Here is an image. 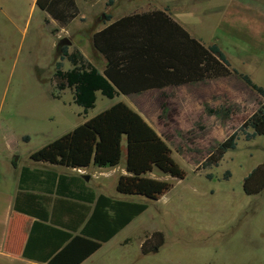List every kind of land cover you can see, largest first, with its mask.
Instances as JSON below:
<instances>
[{"label":"rangeland","instance_id":"1","mask_svg":"<svg viewBox=\"0 0 264 264\" xmlns=\"http://www.w3.org/2000/svg\"><path fill=\"white\" fill-rule=\"evenodd\" d=\"M36 2L0 0V180L9 177L11 159L25 162L27 155L119 101L99 92L95 108L85 113L74 103V91H60L53 79L65 46L70 52L83 51L89 62L96 61L92 37L106 23L96 14L101 6L94 0H79L80 17L63 26ZM206 2L214 10L206 20L208 26L194 23L202 41L215 51L222 48L233 69L264 88V21L259 17L264 16V0ZM240 2L246 13L237 9ZM220 21L225 27H218ZM62 62L63 71L73 69L69 61ZM228 82L227 87L212 82L161 91L141 102L149 114L144 119L167 142L186 177L173 180L152 174L169 181L172 188L149 201L148 210L88 264H264V192L248 196L243 188L246 177L264 163V136L251 141L242 136L218 167L201 169L214 149L264 102L245 83ZM221 89L226 97L216 96ZM209 90L212 100H200ZM206 106L230 110L232 115L210 114ZM123 149L120 172L125 171V144ZM155 232L164 234V246L158 253L142 255V244ZM125 241L128 245L121 246ZM0 264L12 263L0 260Z\"/></svg>","mask_w":264,"mask_h":264},{"label":"trees","instance_id":"2","mask_svg":"<svg viewBox=\"0 0 264 264\" xmlns=\"http://www.w3.org/2000/svg\"><path fill=\"white\" fill-rule=\"evenodd\" d=\"M93 1V0H82ZM79 0H37V6L49 17L67 26L81 15ZM108 21V18H107ZM96 50L107 60L104 72L89 62L80 50L62 48L54 81L60 91L73 90L74 102L85 113L94 109L97 93L113 100L118 95H134L167 87H179L238 75L264 100V88L247 75L239 74L229 63L215 55L166 12H152L126 17L94 34ZM64 60L73 66L65 72ZM208 113L230 117V110ZM244 136L247 141L264 136V102L242 126L209 155L201 169L218 167L229 151L236 150ZM29 141V138H25ZM126 145V172L118 180L116 191L121 199L100 196L93 211L65 224V230L49 228L57 240L45 261L47 264H82L149 208V201L164 196L172 184L150 177L152 174L183 180L185 172L176 163L173 152L157 131L132 107L120 102L73 131L32 153L37 164L70 169L117 168ZM226 178H229L227 174ZM244 192L257 196L264 192V163L244 181ZM84 210V209H83ZM16 211L19 207L16 204ZM48 219L47 216H42ZM89 217V218H88ZM35 223L32 234L39 232ZM48 229V228H47ZM35 242L30 237L29 246ZM165 244L162 232H155L142 244L144 256L158 253Z\"/></svg>","mask_w":264,"mask_h":264},{"label":"crops","instance_id":"3","mask_svg":"<svg viewBox=\"0 0 264 264\" xmlns=\"http://www.w3.org/2000/svg\"><path fill=\"white\" fill-rule=\"evenodd\" d=\"M95 3L101 6L96 14H99L101 19L106 22L95 33L126 17L159 11L166 12L182 25L192 37L195 39L199 38L197 40L231 66L222 48L215 51L210 44L204 43L194 27V23H199L197 26H208L206 20L210 18V14L214 10L208 6L206 0H94ZM245 8V3L240 2L238 4L237 9L239 11L242 10V13H246L247 9ZM259 17L263 18L264 21V16ZM201 21L204 22L201 23ZM218 27H225V23L220 21ZM245 47L252 51L250 53L255 52L251 45L247 44ZM92 50L97 59L91 63L100 72H104L108 63L94 47L93 37ZM257 54H259V49ZM238 73L247 75L241 72ZM228 81L240 86L244 85V81L238 75H233L196 84L150 90L142 94L118 95L113 100L119 99L118 103L128 104L144 118L149 114L143 111L146 105L141 102L149 98L151 94L170 89L190 88L212 82L227 87ZM216 96L226 97V94L221 89ZM199 98L204 102L211 101L213 98L211 90L205 96ZM18 161L10 160L9 177L0 180V260H5L12 264H47L45 261L49 258L48 256L55 243H57V240L51 239L53 237L50 234L51 232H48L49 228L65 230L64 226L66 223L77 220L76 216L79 218L83 214H87L85 209L88 208L93 211L96 200L102 195L112 199H121L122 197L116 191L117 183L121 176L128 175L126 168L125 171L121 170L120 172L117 171L118 167L100 169L92 166L88 169L80 170L63 166L37 164L30 160V155H27L25 162L20 164L17 163ZM16 204L19 207V211H16ZM42 216H47L48 219H44ZM36 222L41 224L39 232L32 234ZM32 235L35 242L33 244L31 242L29 254L34 257H25L24 253ZM110 241L103 244L100 249L110 243ZM126 241L121 246L128 245ZM96 253L82 264L90 263Z\"/></svg>","mask_w":264,"mask_h":264},{"label":"water","instance_id":"4","mask_svg":"<svg viewBox=\"0 0 264 264\" xmlns=\"http://www.w3.org/2000/svg\"><path fill=\"white\" fill-rule=\"evenodd\" d=\"M67 44H69V42H67ZM16 161H18V158L16 159ZM81 170V169H80Z\"/></svg>","mask_w":264,"mask_h":264}]
</instances>
